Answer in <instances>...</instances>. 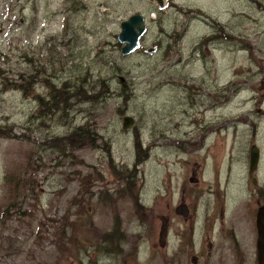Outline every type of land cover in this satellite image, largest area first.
Returning <instances> with one entry per match:
<instances>
[{"label":"rangeland","instance_id":"obj_1","mask_svg":"<svg viewBox=\"0 0 264 264\" xmlns=\"http://www.w3.org/2000/svg\"><path fill=\"white\" fill-rule=\"evenodd\" d=\"M165 1L0 0V264H257L264 0ZM49 82L71 83L70 111L41 106ZM79 127L95 147L51 145Z\"/></svg>","mask_w":264,"mask_h":264},{"label":"water","instance_id":"obj_2","mask_svg":"<svg viewBox=\"0 0 264 264\" xmlns=\"http://www.w3.org/2000/svg\"><path fill=\"white\" fill-rule=\"evenodd\" d=\"M156 3L157 8L162 10L166 6L165 0H147ZM120 33L117 36V41L122 45L120 53L122 56H129L135 53L141 47V39L147 32L146 18L141 13L131 15L127 20L123 21L120 25ZM133 120L126 116L123 118L122 129L124 131L132 127ZM258 163V153L253 147L251 150V157L249 161V173L252 174ZM184 207H178L176 214L181 217H186L187 212ZM257 228V263L264 264V204L259 207L256 217ZM166 228L164 226L161 238L164 237Z\"/></svg>","mask_w":264,"mask_h":264},{"label":"trees","instance_id":"obj_3","mask_svg":"<svg viewBox=\"0 0 264 264\" xmlns=\"http://www.w3.org/2000/svg\"><path fill=\"white\" fill-rule=\"evenodd\" d=\"M172 7L178 8V10H181L180 7L177 5H172ZM30 79V78H29ZM34 81V79H32ZM48 83V82H47ZM5 84H8L9 86H13L15 88H19L23 91H25V87L18 83H13L12 85L9 83L8 80L5 81ZM49 87H53L54 91L50 92L47 99H40V104L43 108L47 110V112L51 113H58V112H66L70 111L72 105L69 104L71 100L74 99L75 95H72L71 88L73 87L70 82H65L64 84L60 85V89L57 88L56 85L49 82ZM75 87V86H74ZM75 91L80 93L81 96L86 97L87 99L91 97L85 96V91L83 86H80L79 88L75 87ZM65 109H67L65 111ZM86 127V126H81ZM76 128L74 129L70 134L67 136H64L62 138H57L51 141V145L58 149H64L67 146H70V148H76L80 146H87V147H95L96 143L93 141V137L91 135H85L83 134L84 128ZM6 136H10L9 134H6ZM5 181H9V177L6 178ZM108 243V241H107ZM111 243V241H109Z\"/></svg>","mask_w":264,"mask_h":264},{"label":"flooded vegetation","instance_id":"obj_4","mask_svg":"<svg viewBox=\"0 0 264 264\" xmlns=\"http://www.w3.org/2000/svg\"><path fill=\"white\" fill-rule=\"evenodd\" d=\"M258 111H260V109ZM253 132L255 133L256 131H253ZM253 147L255 148V150L258 153V163H257V167H256L255 171L252 174H250L249 173V161H250V157H251V150H252ZM261 163H262V150L255 143H253V144L251 143L250 150H249V154H248V168H247V173H246V181H248V183L253 186V190H254L255 194L258 196V199H262L260 202H259V200H257V202H256L257 205L251 210L252 220H254L251 223L252 224L251 232H252V235H253L252 240H253V243H254V246H255L254 255L256 257V262H257V249H256V247H257L256 246V244H257V228H256V217H257V212H258L259 207L264 204V186L259 184L258 178H257L258 177V172L260 170ZM178 207H180V208L184 207L185 208L184 211L187 212L186 217L185 218L182 217L184 220H188V218H191L192 217L193 213H191V209L188 208L187 206H185L184 204H180V205H178L175 208V210H174L175 214H176V209ZM230 234L232 236V240L235 241L238 244V240L236 238L235 232L232 231V232H230ZM232 247H235V245H233ZM218 252H219V248L216 247V253H218ZM209 255H210V253H209ZM169 262H170L169 259L165 260V263L166 264H170ZM191 263L192 264H197V263H199V260L196 257H194V258L191 259Z\"/></svg>","mask_w":264,"mask_h":264}]
</instances>
